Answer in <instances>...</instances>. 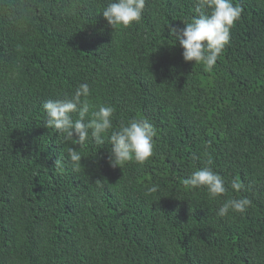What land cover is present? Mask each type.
Listing matches in <instances>:
<instances>
[{
	"label": "trees",
	"instance_id": "1",
	"mask_svg": "<svg viewBox=\"0 0 264 264\" xmlns=\"http://www.w3.org/2000/svg\"><path fill=\"white\" fill-rule=\"evenodd\" d=\"M108 2L0 0V264H264V0H232L243 11L211 70L172 31L198 0H146L116 29ZM84 83L86 123L111 106L112 130L153 125L145 164L110 166L112 130L79 149L45 127L42 105ZM203 167L225 194L184 184ZM244 197V213L217 215Z\"/></svg>",
	"mask_w": 264,
	"mask_h": 264
},
{
	"label": "clouds",
	"instance_id": "2",
	"mask_svg": "<svg viewBox=\"0 0 264 264\" xmlns=\"http://www.w3.org/2000/svg\"><path fill=\"white\" fill-rule=\"evenodd\" d=\"M146 0H109L103 8L101 15L112 29L128 27L134 22H139L145 9ZM201 9H210V14H205ZM197 11L199 15L184 23V27L175 33V40L183 48V60L203 63L211 70L230 41V30L240 19L242 7L234 5L232 0H198ZM91 95L87 83L81 84L74 95H65L62 99L48 100L42 107L47 115L45 127L53 128L58 133L66 134V139L79 149L89 140V135L96 144L104 143L103 136L112 130V116L114 108L100 106L91 113L92 119L85 122L92 105L89 102ZM78 114L73 119V114ZM91 130V133H90ZM154 128L147 119H133L119 130H112L109 137L110 155L109 164L113 168H122L128 162L145 164L153 154ZM70 162H81L80 151L73 147L67 149ZM186 186L192 189H206L210 198L216 199L226 193L224 179L215 173L211 167H203L191 173L184 180ZM232 187L236 190L241 184L234 182ZM155 186L149 191L155 192ZM251 201L244 197L229 199L218 209L217 215L223 217L232 210L235 213H244Z\"/></svg>",
	"mask_w": 264,
	"mask_h": 264
}]
</instances>
